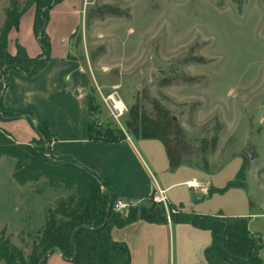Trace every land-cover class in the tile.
I'll list each match as a JSON object with an SVG mask.
<instances>
[{
	"label": "rangeland",
	"instance_id": "rangeland-1",
	"mask_svg": "<svg viewBox=\"0 0 264 264\" xmlns=\"http://www.w3.org/2000/svg\"><path fill=\"white\" fill-rule=\"evenodd\" d=\"M10 1L0 0V8L7 4L4 16L0 9V31ZM15 1L22 10L34 0ZM65 8L69 21L79 19L72 38L91 76L98 123L121 135L130 133L137 108L150 119L159 111L175 117L185 146L175 178L192 173L209 179L213 192L175 188L168 193L171 203L181 201L188 213L260 214L251 223L260 234L251 233L260 240L264 264V0H70ZM114 94L126 106L119 122L104 100ZM130 134L147 163L151 153L157 164L169 165L159 141L142 143ZM248 144L253 160L242 153ZM16 166L15 159L0 158V242L27 259L46 210L74 192L45 178L21 184ZM234 180L245 188L215 191ZM179 242L176 231L171 264H183Z\"/></svg>",
	"mask_w": 264,
	"mask_h": 264
},
{
	"label": "crops",
	"instance_id": "crops-1",
	"mask_svg": "<svg viewBox=\"0 0 264 264\" xmlns=\"http://www.w3.org/2000/svg\"><path fill=\"white\" fill-rule=\"evenodd\" d=\"M69 1L64 0L50 11L46 32L50 38L51 49L50 60L45 68L33 76L16 70L7 73V87L2 96L3 109L11 115L31 114L35 125L48 123L55 136L51 144L53 156L82 165L112 188L119 200L138 202L139 206L147 205L156 186L170 193L175 188H188L187 183L190 182L198 186L193 191L212 195L213 182L209 179H198L192 173L175 178L177 170L184 165L171 170L166 149L160 141L165 149L168 166L161 156L159 159L162 164H157L151 153L147 154L150 162L147 163L140 155L130 133L125 132L126 138L118 142L90 138L91 76L78 57V49L72 38L79 27V19L69 21L70 9L65 8ZM6 6L7 4L0 8L3 16ZM80 12H77L78 16ZM34 17L35 10L31 7L22 16L19 30L9 34L8 52L12 56L17 52L16 42L25 48L31 58L42 56V49L33 32ZM0 131L10 134L18 144H29L38 139L36 129L28 118L0 120ZM138 140H142V143L158 141L143 138ZM142 147L147 146L142 144ZM177 198L179 200V196ZM172 205L185 212L181 201L178 205ZM219 214L224 218H247L250 231L260 234L251 228L252 220L262 219L256 212L228 216L221 211L211 216ZM176 231L183 264H202L203 258L204 263L208 264L205 251L212 243V235L210 241L206 234L211 232L197 229L190 224L149 223L138 220L123 228H114L111 236L114 241L128 247L131 264H171V239L172 235L175 237ZM46 264L74 263L54 253L49 255Z\"/></svg>",
	"mask_w": 264,
	"mask_h": 264
},
{
	"label": "trees",
	"instance_id": "trees-1",
	"mask_svg": "<svg viewBox=\"0 0 264 264\" xmlns=\"http://www.w3.org/2000/svg\"><path fill=\"white\" fill-rule=\"evenodd\" d=\"M63 1L34 0L30 7L22 10L18 9L15 0L10 1L4 26L0 31V80H4L6 85V76L10 70L33 76L45 68L50 60L51 49L50 38L46 32L50 11ZM32 6L35 8L33 32L42 49V56L31 58L19 42H16V55L12 56L8 52L9 34L19 30L22 16ZM3 91L4 84L0 81V120H16L20 116L8 114L3 109ZM94 101L92 92L90 138L105 142L124 140L125 133L117 135L98 123L99 118H96L99 113L94 114L98 106ZM28 120L38 129V139L29 144H18L10 134L0 131V158L5 156L17 161L14 178L21 184L45 178L52 185H63L74 194L67 200H59L54 208L46 210L44 228L27 259L20 250L10 246L8 241L0 242V258L5 264H39L44 254L57 247L65 259H71L74 244L78 250L74 264H131L128 247L112 239V230L123 228L138 220L169 223L164 208L152 203L151 195L147 205L131 208L127 215L115 212L114 205L119 198L114 190L105 183L100 186L83 171L55 158L51 152L55 136L50 131L49 124L35 125L31 119ZM127 126L130 133L140 138L160 141L166 149L171 170L185 163L184 155L180 152L183 143L182 129L164 111H159L156 119H150L137 108L132 112L131 121ZM45 141L50 145L48 155L53 161L46 157ZM238 176L241 177V174ZM234 188L245 186L234 180L215 191L223 194ZM111 200L113 203L110 206ZM107 217L108 223L95 230L104 224ZM170 219L172 223L190 224L197 229L211 232L212 243L205 251L208 264H263L258 255V251L262 249L260 240L251 233L247 218H224L221 214L198 215L179 209L177 213L170 214ZM80 226L93 230L78 231L72 243V234Z\"/></svg>",
	"mask_w": 264,
	"mask_h": 264
},
{
	"label": "built area",
	"instance_id": "built-area-1",
	"mask_svg": "<svg viewBox=\"0 0 264 264\" xmlns=\"http://www.w3.org/2000/svg\"><path fill=\"white\" fill-rule=\"evenodd\" d=\"M104 100L107 105L108 102L112 103V108H110L112 117L113 119L119 122V119L123 116L126 111V106L123 101L117 99L115 97V94L109 96L107 99L104 98ZM187 186L190 189H195L196 187H198L192 184L191 182L187 183ZM151 201L152 203L164 208L168 217V222L171 223L170 214L177 213V209L173 207L168 197L167 190L156 186V189L152 194ZM138 206V202L118 200L114 205V211L123 215H127L131 208H136Z\"/></svg>",
	"mask_w": 264,
	"mask_h": 264
},
{
	"label": "water",
	"instance_id": "water-1",
	"mask_svg": "<svg viewBox=\"0 0 264 264\" xmlns=\"http://www.w3.org/2000/svg\"><path fill=\"white\" fill-rule=\"evenodd\" d=\"M0 81H1L2 84H4V90H5L6 87H7L5 81H4V80H0ZM3 92H4V91H3ZM2 95H3V93H2ZM0 104H1V102H0ZM20 118H29V119H31V120H34V118H33L32 116H30V115L20 116L18 119H20ZM98 118H99V117L97 116L96 119H98ZM173 120H175V117H173ZM36 125H38V124H36ZM36 132H38V129H36ZM45 143H46V157H47L50 161H53V159L50 158V156L48 155V153H49V149H50V145H49L46 141H45ZM184 150H185V146H180V152L183 153ZM242 153H243V155H244L248 160H253L254 158H256V154L253 153V151H252V147H251L249 144L247 145L246 149H245ZM64 163H68L69 165H71V166H73V167H75V168H77V169L83 171V172L86 173L88 176H90L94 181H96L100 186H102L103 182L98 178V176L95 175L94 173L90 172L89 170H87V169H86L85 167H83L82 165H80V164H78V163H76V162H72V161H65ZM112 203H113V200H111V202H110V206L112 205ZM107 223H108V217L105 219L104 224H103L100 228H97V229H95V230H98V229L103 228ZM80 230H93V229H90V228H88V227H86V226H80V227L76 228V230H75V231L73 232V234H72V243H73V241H74V237H75V235H76L77 232L80 231ZM73 251H74V253H73L72 258H71V259H65L64 256H63V254H62V251H61L59 248L54 247V248H52L48 253H46V254H44V255L42 256V258H41L39 264H44V263L47 261L49 255H50V254H54V253L58 254L62 259L66 260V261H68V262L73 263L74 260H75V258H76V256H77V253H78V250H77V248L75 247L74 244H73Z\"/></svg>",
	"mask_w": 264,
	"mask_h": 264
}]
</instances>
